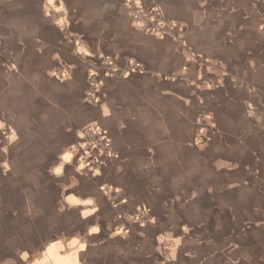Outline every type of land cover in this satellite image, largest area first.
Masks as SVG:
<instances>
[{
  "label": "crops",
  "instance_id": "crops-1",
  "mask_svg": "<svg viewBox=\"0 0 264 264\" xmlns=\"http://www.w3.org/2000/svg\"><path fill=\"white\" fill-rule=\"evenodd\" d=\"M0 264H264V0H0Z\"/></svg>",
  "mask_w": 264,
  "mask_h": 264
},
{
  "label": "built area",
  "instance_id": "built-area-1",
  "mask_svg": "<svg viewBox=\"0 0 264 264\" xmlns=\"http://www.w3.org/2000/svg\"><path fill=\"white\" fill-rule=\"evenodd\" d=\"M127 9L129 16L136 22L145 23L147 28L155 33H170L178 38V33L174 32L176 23L166 20L162 17L161 11L157 6H150L147 11H144L142 6L134 2H127ZM199 61H204L205 58L196 56ZM105 66L113 65V61L109 57H104L101 61ZM134 69L131 67L130 70ZM109 75L124 76L127 71L113 69H107L105 71ZM88 90L86 93V100L88 102H96L98 100L99 92L103 85V80L97 71H93L89 75ZM205 121L206 115L199 113L195 120L196 133L195 144H204L207 141V135L205 133ZM85 134L83 138L86 139V147L95 148L98 151L97 156H86L82 160L91 167H99L102 158H108L113 155L111 149V143L105 131L98 125H92L84 129ZM101 158V159H100Z\"/></svg>",
  "mask_w": 264,
  "mask_h": 264
}]
</instances>
